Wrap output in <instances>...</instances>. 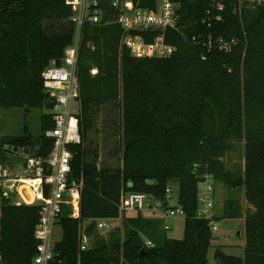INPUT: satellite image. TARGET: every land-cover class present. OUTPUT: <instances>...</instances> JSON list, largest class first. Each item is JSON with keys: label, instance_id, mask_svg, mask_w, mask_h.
I'll use <instances>...</instances> for the list:
<instances>
[{"label": "trees", "instance_id": "trees-1", "mask_svg": "<svg viewBox=\"0 0 264 264\" xmlns=\"http://www.w3.org/2000/svg\"><path fill=\"white\" fill-rule=\"evenodd\" d=\"M176 1L178 28L167 35L177 50L169 57L131 55L121 43L124 30L118 23L83 27L78 57L82 142L70 147L74 171L84 181L80 217L63 208L57 221L62 235L50 264H208L211 231L206 220L194 216L204 173L227 188L243 189L248 205L243 256L216 248L217 264H264V2ZM153 3L138 0L142 7ZM215 3L223 9L217 11ZM71 13L65 0H0L1 107L30 109L48 102L41 72L72 42ZM218 13L222 19L207 26ZM192 35L201 42L212 35L235 43L229 51L207 50ZM101 116L102 141L115 145L114 156L121 153L119 166L97 165L98 143L86 141ZM52 124L46 113L40 132L4 136L3 146L45 158L52 147L45 132ZM232 140L244 141L243 174L225 164ZM168 184L176 185L185 212L183 238L150 235L152 246H147L140 230L154 219L140 211L124 217L122 237L97 233V219L119 218L122 192L163 198ZM11 195L0 177V264H31L39 208L16 203ZM241 210L238 199H227L223 216L236 218ZM83 224L94 238L79 250Z\"/></svg>", "mask_w": 264, "mask_h": 264}, {"label": "built area", "instance_id": "built-area-1", "mask_svg": "<svg viewBox=\"0 0 264 264\" xmlns=\"http://www.w3.org/2000/svg\"><path fill=\"white\" fill-rule=\"evenodd\" d=\"M65 4L72 12L69 19L74 24L73 40L64 49L60 60H50L41 72L48 102L52 105L50 113L53 124L45 132L52 140L51 151L45 158L28 152L16 162L15 167L4 164L0 166L2 185L6 181L5 186L3 185L5 192L13 194L17 198L16 203L37 205L39 208V218L33 232L37 242L31 264H50L53 259L56 242L53 240L54 227L58 225L57 221L64 207L70 209V217H80L84 181L83 176L74 171V153L70 147L82 142L78 116V57L84 25L118 23L124 30L122 45L136 57H169L177 50L176 45L168 41L167 35V31L178 28L176 0H154L151 7L139 6L138 0H110L111 11L105 21L102 19L100 0H65ZM214 5L217 11L223 9L221 3ZM221 19L220 13L215 14L207 22V26H211L212 21ZM191 40L199 41L207 50L215 46L218 50L229 51L235 43L234 39L224 40L212 35L202 39V42L201 38L192 35ZM173 185L166 186L163 198L144 192H122L119 212L127 214L146 210L165 217L185 218V212L178 203L177 187L174 185L173 190ZM194 216L207 221L213 238L218 230V220L214 214V179L209 173L202 174L199 180ZM108 220L110 219H97L96 228H109ZM147 246H152V243H147ZM87 247L89 237L83 224L79 229L78 248L84 250Z\"/></svg>", "mask_w": 264, "mask_h": 264}, {"label": "rangeland", "instance_id": "rangeland-1", "mask_svg": "<svg viewBox=\"0 0 264 264\" xmlns=\"http://www.w3.org/2000/svg\"><path fill=\"white\" fill-rule=\"evenodd\" d=\"M95 71V70H94ZM50 109L45 107L37 108H3L0 106V166L2 164L8 167H15L16 162L24 156L17 152L16 147H8L13 150V153H9L7 156H3L1 151L5 149V143L3 142L4 136H18L22 134H37L41 129V118L46 113H50ZM102 116L104 114L102 113ZM98 120L96 129L94 131L87 132V142L89 139H93L94 144L98 143V160L97 165L102 161H105L109 165L119 166L121 164V157L118 153L113 155L115 145L112 143H106L102 141V138L106 135V132L101 129L100 122L103 117ZM233 147L228 151L224 157L225 164L229 170L235 173H240L243 169V143L241 140H232ZM5 145V146H3ZM111 149V152L108 151ZM242 157V159H241ZM6 161V162H5ZM5 162V163H3ZM6 181H3L5 186ZM2 185L3 189L5 188ZM172 189L175 187L173 185ZM175 194V193H174ZM243 193L239 190L227 188L222 182L214 181V214L218 220V230L215 236L211 239L210 247L208 250V264H217L214 258L216 248H220L227 255L243 256L245 234L243 223L241 219L226 218L223 216V205L227 199H238L242 201ZM11 199L15 201L17 198L11 195ZM174 202V201H173ZM129 213H120L119 218L110 219L107 221L109 225L107 229L97 230V233L107 239L109 234L115 233L122 237L125 233L124 229V217L132 215ZM142 215L151 216L153 221L152 226H147L140 230L142 238L147 243H151V236L154 235L156 239L160 237H169L175 239H181L184 236V218L183 217H165L158 213L152 214L146 210L142 211ZM239 232V234H237ZM62 230L59 225H55L53 240H60ZM151 235V236H150ZM94 236H90L89 245L92 242ZM153 241V240H152Z\"/></svg>", "mask_w": 264, "mask_h": 264}, {"label": "water", "instance_id": "water-1", "mask_svg": "<svg viewBox=\"0 0 264 264\" xmlns=\"http://www.w3.org/2000/svg\"><path fill=\"white\" fill-rule=\"evenodd\" d=\"M100 4H101V8L103 10L102 19L105 21L108 19L110 11H111L110 0H100ZM51 106H52L51 103L47 102L44 107L46 109H50ZM5 151H7L9 153L14 152L13 150H11V148H8V147H5ZM17 152H19V153L22 152L23 154H27L28 150L27 149H25V150L17 149ZM237 234H239V232H237Z\"/></svg>", "mask_w": 264, "mask_h": 264}, {"label": "crops", "instance_id": "crops-1", "mask_svg": "<svg viewBox=\"0 0 264 264\" xmlns=\"http://www.w3.org/2000/svg\"><path fill=\"white\" fill-rule=\"evenodd\" d=\"M241 141H242V143H243V164H244V141H243V140H241ZM241 159H242V157H241ZM240 173L243 174V169H242V171H240ZM239 191L243 193L242 201L239 200V202H240V204H241V206H242V210H241V216L236 217V218H237V219H241V221H242V223H243V222H244V217H245V212H246V210L248 209V205H247V203H246V201H245L244 190L242 189V190H239ZM5 194H7V193L5 192ZM236 218H234V219H236Z\"/></svg>", "mask_w": 264, "mask_h": 264}]
</instances>
